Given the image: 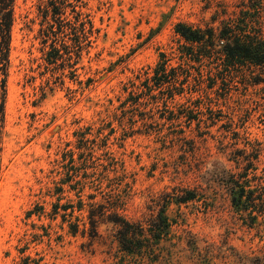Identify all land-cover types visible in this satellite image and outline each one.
Segmentation results:
<instances>
[{"label": "rangeland", "instance_id": "374dc122", "mask_svg": "<svg viewBox=\"0 0 264 264\" xmlns=\"http://www.w3.org/2000/svg\"><path fill=\"white\" fill-rule=\"evenodd\" d=\"M253 2L79 0L92 43L77 57L69 35L71 60L53 70L38 39L40 0H16L0 264H264V209L238 206L229 188L241 176L246 190L264 187V69L193 64L174 99L146 83L162 54L169 69L182 64L178 24L218 27L256 12ZM184 195L195 199L178 203ZM115 214L143 226L131 252Z\"/></svg>", "mask_w": 264, "mask_h": 264}, {"label": "trees", "instance_id": "16d2710c", "mask_svg": "<svg viewBox=\"0 0 264 264\" xmlns=\"http://www.w3.org/2000/svg\"><path fill=\"white\" fill-rule=\"evenodd\" d=\"M250 6L256 12H240L234 20H225L218 27L208 25L207 27L193 26L186 23H180L176 27V33L184 41L180 49V58L182 64L178 68L169 69V59L165 54L161 55V60L154 70V75L146 73L147 89L152 90L150 82H154V88L161 89L167 86L169 98L174 99L175 95H182L185 92V85L192 76L191 68L193 64L200 67L207 65L213 72L214 65H217L218 73L223 70L229 71V68L237 70L245 64L264 69V25L261 22L262 3L260 0H252ZM259 1V2H258ZM16 0H0V122H4L5 105L7 99V82L10 70V54L13 41V29L15 25ZM75 3V4H74ZM79 0H40L38 5L39 18L41 19V28L39 29L38 39L41 41L43 58L49 65H53L56 70L58 64L66 63L71 60L70 46L67 45V37L71 38L74 48L77 51V57H80L84 44H90L91 37L95 30L92 22H86L81 18L82 14L77 11ZM256 3V7L254 5ZM77 14L75 22L68 21L65 17L68 10ZM90 28L88 29L87 24ZM183 78V79H182ZM181 86L179 88L177 85ZM161 93H163L161 91ZM2 128V126H0ZM83 138H85L83 136ZM246 176H241V180L233 177L230 190L232 191L235 204L264 209V187L261 185L257 189L246 190L250 187L249 180H242ZM245 181V182H244ZM247 191V198L246 197ZM190 193V192H187ZM257 194V195H255ZM190 197L178 196V203H187ZM256 211V210H255ZM115 220H111L118 226V239L123 250L131 252V245L137 240V235L143 237V226L134 224L127 219L115 214ZM166 219V218H164ZM154 223L153 226L158 231L168 225L166 220ZM92 226L96 227L97 221L92 219ZM95 224V225H94Z\"/></svg>", "mask_w": 264, "mask_h": 264}]
</instances>
